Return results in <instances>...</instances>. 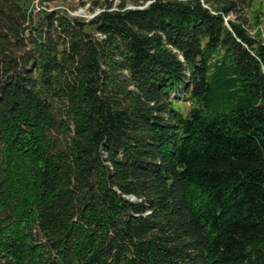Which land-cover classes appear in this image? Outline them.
I'll return each instance as SVG.
<instances>
[{"label":"trees","instance_id":"16d2710c","mask_svg":"<svg viewBox=\"0 0 264 264\" xmlns=\"http://www.w3.org/2000/svg\"><path fill=\"white\" fill-rule=\"evenodd\" d=\"M253 1L0 0V264H264Z\"/></svg>","mask_w":264,"mask_h":264},{"label":"rangeland","instance_id":"374dc122","mask_svg":"<svg viewBox=\"0 0 264 264\" xmlns=\"http://www.w3.org/2000/svg\"><path fill=\"white\" fill-rule=\"evenodd\" d=\"M117 1V0H114ZM29 9L35 13L42 9L57 8L66 11L69 15H74L83 18L91 17L94 11L90 10L88 4L81 5L80 0H27ZM249 15V33L259 37L264 41V0H254L248 9ZM178 105L187 111L188 103L185 101L179 102Z\"/></svg>","mask_w":264,"mask_h":264}]
</instances>
